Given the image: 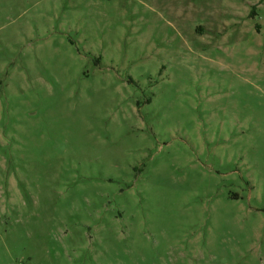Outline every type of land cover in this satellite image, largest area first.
Returning a JSON list of instances; mask_svg holds the SVG:
<instances>
[{
    "label": "rangeland",
    "instance_id": "obj_1",
    "mask_svg": "<svg viewBox=\"0 0 264 264\" xmlns=\"http://www.w3.org/2000/svg\"><path fill=\"white\" fill-rule=\"evenodd\" d=\"M0 264H264V0H0Z\"/></svg>",
    "mask_w": 264,
    "mask_h": 264
}]
</instances>
